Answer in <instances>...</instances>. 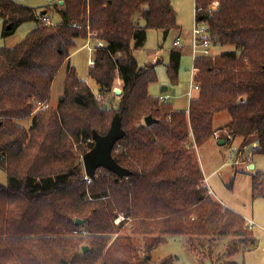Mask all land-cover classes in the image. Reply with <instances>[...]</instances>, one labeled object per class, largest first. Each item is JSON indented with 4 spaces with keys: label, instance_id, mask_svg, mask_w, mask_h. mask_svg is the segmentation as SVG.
Returning <instances> with one entry per match:
<instances>
[{
    "label": "trees",
    "instance_id": "1",
    "mask_svg": "<svg viewBox=\"0 0 264 264\" xmlns=\"http://www.w3.org/2000/svg\"><path fill=\"white\" fill-rule=\"evenodd\" d=\"M49 6L59 20L46 24L47 8L36 13L16 0H0L2 36L34 24L16 45L0 48V167L6 175L0 264H149L151 251L176 236L197 242L230 236L252 244L245 219L202 184L196 150L227 132V142L240 138L250 156L264 155V0H195L212 46L230 48L193 62L200 87L184 110L149 94L155 65H141L134 55L147 31L166 37L180 30L170 0H55ZM79 38L103 42L93 51L88 77L101 96L119 79L121 98L102 106L68 66L57 106L33 114L35 103L49 105L55 76ZM180 58V47H173L166 66L173 85ZM223 111L230 119L215 128L214 116ZM117 113L125 136L112 155L130 175L118 178L98 168L87 183L81 157L93 146V131L104 135ZM147 116L158 122L147 126ZM24 119L31 120L28 126L19 123ZM252 190L264 197L263 172L253 175ZM119 214L126 220L118 227ZM125 224L130 231H120ZM130 234L143 237L145 253Z\"/></svg>",
    "mask_w": 264,
    "mask_h": 264
},
{
    "label": "rangeland",
    "instance_id": "2",
    "mask_svg": "<svg viewBox=\"0 0 264 264\" xmlns=\"http://www.w3.org/2000/svg\"><path fill=\"white\" fill-rule=\"evenodd\" d=\"M16 1L21 5L33 8L36 13H40L43 9L47 8V16H49L50 21L55 23L59 20V15L49 6L48 3L50 2L48 0ZM172 4L177 11V23H179L178 25L181 26V29L179 31H171L166 37L161 31H147L143 46L135 50L134 55L141 65L147 63L155 65L157 82L149 85V94L153 96L167 95L168 99H170L169 103L176 110H184L188 107L189 97L186 95V92L189 90L192 81L193 54L189 41L191 31L195 25L194 0H174ZM2 23L3 20L0 17V48L16 45L34 26L33 23H24L12 35L5 37L1 35L3 30ZM177 36L180 37L181 58L177 84L173 85L167 75L166 66L169 62L170 50L174 47L173 42ZM83 45L84 47L82 48ZM93 45V41L89 39L87 41L82 38L76 40V45L72 49L71 60L69 56L55 76L47 107L51 106L55 108L59 99L63 96L64 81L68 66L71 65L76 68L78 78L85 80L90 86L102 106L107 104L112 98L117 100L121 98L122 92L115 94V90H123V84L119 79H115L110 92L101 96L95 82L88 77V67L93 55ZM229 48V46H217L215 48L212 46L211 53L221 52ZM153 57L155 58L154 60ZM157 59L159 60L158 62H156ZM162 87H166L168 90L161 93ZM43 104L45 102L40 103L39 101L35 103L33 114L43 109ZM229 119L230 117L227 112H219L214 116L213 126L215 128H223ZM30 121V119H24L19 121V123L28 126ZM224 134L226 135L227 132H219L217 136L215 135L214 138L198 148L196 152L198 163L204 176L209 179L207 190L211 191L212 199L244 218L254 221L256 225H254L253 234L251 235L254 242L246 246V244L230 236L217 237L215 239L205 237L200 238L198 242L195 240L196 238L190 241V238L186 237H168L165 243L151 251L149 264H161V261L167 256H170V261L167 264H230L232 261L234 264H264V197L254 196L252 190L253 175L256 172L264 173V155L253 154L247 156L248 152L246 148H241L242 139L237 138L233 141L231 139L227 142L226 138H223ZM220 140H224V143L220 144ZM235 155L241 161L246 160V162L237 165L233 164ZM250 165H254V169L250 170ZM204 182L202 181V184ZM87 183L90 182L87 180ZM0 184H6V175L1 167ZM125 220L126 218L122 214H119L114 220V224L119 227ZM125 228L130 231V226L126 224L120 228V231H123ZM118 235L119 233L113 235L112 241ZM122 235H125V233ZM131 236L136 247L141 250V253H145V241L143 237ZM230 249L233 250L232 254L229 253Z\"/></svg>",
    "mask_w": 264,
    "mask_h": 264
},
{
    "label": "water",
    "instance_id": "3",
    "mask_svg": "<svg viewBox=\"0 0 264 264\" xmlns=\"http://www.w3.org/2000/svg\"><path fill=\"white\" fill-rule=\"evenodd\" d=\"M63 2L61 1L60 4ZM45 13V12H43ZM166 87L161 88V92L166 91ZM121 90H115V94H120ZM158 120L152 116L144 118V123L147 126L157 123ZM125 136V131L121 126V114L117 113L113 116L108 131L101 135L93 131V146L82 156V163L84 167V173L87 178L94 179L98 168H104L118 178H124L130 175V171L120 166L113 158L112 152L117 141L121 140ZM220 144L224 143V140H220ZM249 169H254V165H250ZM83 220L76 219L75 224H83ZM83 252L89 250L87 246H83Z\"/></svg>",
    "mask_w": 264,
    "mask_h": 264
},
{
    "label": "built area",
    "instance_id": "4",
    "mask_svg": "<svg viewBox=\"0 0 264 264\" xmlns=\"http://www.w3.org/2000/svg\"><path fill=\"white\" fill-rule=\"evenodd\" d=\"M216 6H217V3H214L213 6H211V8H210L209 13L211 12V10H215ZM201 11H202V9L200 7H196L195 6V0H194V20H195V25H194V27H193V29L191 31V38H190V48H191V52L193 54V62L196 60V58L198 56H204V57L211 56L212 44H211L210 39L207 37V34H208L207 24L205 22H202V21H200V22L197 21V15ZM42 20L45 23H48V20H47L46 17H42ZM89 40H92L93 43H94V45L92 47V53L97 48H100V47L104 46L103 42H101L99 40L91 39V38ZM180 46H181L180 40H176L174 42V47H180ZM92 64H93V59L90 61V65H92ZM192 72H194V68L193 67H192ZM199 87H200L199 84L196 83L194 81L193 77H192V81H191V84H190V87H189V90H188V93H187V96L189 97V100L192 97L193 91L198 90ZM159 98H160V100L162 102H167V100H168V97H166V96H161ZM43 106L44 107H42V108H47V105L43 104ZM193 146L196 149V146L195 145H193ZM246 150L248 152V155L250 156L249 149L246 148ZM236 157L237 156L235 155V157H234L235 159L233 161V164L237 165V164L243 163L239 159H237ZM87 180L90 182L89 178H87ZM252 226H253L252 222H247L246 223V228L247 229H250Z\"/></svg>",
    "mask_w": 264,
    "mask_h": 264
},
{
    "label": "crops",
    "instance_id": "5",
    "mask_svg": "<svg viewBox=\"0 0 264 264\" xmlns=\"http://www.w3.org/2000/svg\"><path fill=\"white\" fill-rule=\"evenodd\" d=\"M50 3H48V4H52L55 0H48ZM171 1V0H170ZM172 1H174V0H172ZM172 1H171V4H172ZM60 2L61 1H59V4H60ZM61 5V4H60ZM173 5V4H172ZM173 7H174V5H173ZM31 8V7H30ZM174 10H175V12H176V14H177V11H176V9H175V7H174ZM48 15V14H47ZM45 16L46 18H47V20H48V22L50 23L51 21H50V19H49V16ZM177 22H178V19H177ZM52 23V22H51ZM3 24V23H2ZM179 24V23H178ZM179 27H181L180 25H179ZM181 29V28H180ZM178 37V36H177ZM176 37V39L174 40V42L176 41V40H180V37H178L177 38ZM190 37H191V35H190ZM85 41H87V39H84ZM173 42V43H174ZM190 42V41H189ZM84 47V45L82 46V48ZM86 47V46H85ZM72 53H73V51L71 52V55H70V60H71V56H72ZM93 56V55H92ZM155 58L153 57V60H154ZM92 59H90V61H91ZM159 60L157 59L156 60V62H158ZM153 64V63H152ZM71 66H73V65H71ZM90 66V65H89ZM74 67V66H73ZM192 67H193V64H192ZM75 68V67H74ZM76 69V68H75ZM194 76V72H192V77ZM166 90H168V88L166 89ZM161 92V91H160ZM162 93V92H161ZM187 93H188V90H187V92H186V95H187ZM193 93H194V91H193ZM192 93V94H193ZM161 96H166L167 97V95H164V94H162V95H160L159 97H161ZM170 101V99H168L167 100V102H169ZM188 104H189V99H188ZM174 109H176L175 107H174ZM217 134H219V132L218 133H216L215 135L217 136ZM198 150V149H197ZM197 150H196V152H197ZM247 156H249L248 154H246ZM237 158V157H236ZM237 159H239V157L237 158ZM240 160V159H239ZM241 161V160H240ZM241 162H246V160H244V161H241ZM203 176H204V174H203ZM204 179H205V182H204V180H203V182L206 184V186H207V188H208V184H209V179H208V177H205L204 176ZM208 194L209 195H211V191L210 190H208ZM231 210V209H230ZM233 211V210H232ZM240 215V214H239ZM243 217V216H242ZM244 218V217H243ZM245 219V221H246V223L247 222H252L253 223V226L250 228V229H248L250 232H251V235L253 234L252 233V230L254 229V225H256L255 223H254V221L253 220H249V219H246V218H244ZM257 227V226H256Z\"/></svg>",
    "mask_w": 264,
    "mask_h": 264
},
{
    "label": "bare ground",
    "instance_id": "6",
    "mask_svg": "<svg viewBox=\"0 0 264 264\" xmlns=\"http://www.w3.org/2000/svg\"><path fill=\"white\" fill-rule=\"evenodd\" d=\"M256 146V145H255Z\"/></svg>",
    "mask_w": 264,
    "mask_h": 264
}]
</instances>
